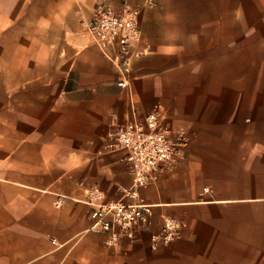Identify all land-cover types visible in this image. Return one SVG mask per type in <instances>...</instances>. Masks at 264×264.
Returning <instances> with one entry per match:
<instances>
[{
  "label": "crops",
  "instance_id": "obj_1",
  "mask_svg": "<svg viewBox=\"0 0 264 264\" xmlns=\"http://www.w3.org/2000/svg\"><path fill=\"white\" fill-rule=\"evenodd\" d=\"M99 1L0 0V264H264V0H103L143 8L125 76L86 30ZM154 107L185 158L141 190L151 230L110 243L88 191L121 199L109 132Z\"/></svg>",
  "mask_w": 264,
  "mask_h": 264
},
{
  "label": "built area",
  "instance_id": "obj_2",
  "mask_svg": "<svg viewBox=\"0 0 264 264\" xmlns=\"http://www.w3.org/2000/svg\"><path fill=\"white\" fill-rule=\"evenodd\" d=\"M156 1L146 0L145 5L152 7ZM142 9L128 1L113 8L100 0L85 24L94 43L117 62L124 76L129 70L133 44L140 38ZM118 85L126 87L128 83L122 80ZM108 138L110 148L119 154L121 163L132 176V184L119 188V200L107 199L100 187L93 186L88 191L87 203L92 207L91 228L108 232L110 243H114L122 235L134 238L138 227L151 230L153 206L141 199V190L159 173L184 160L188 140L184 130L167 125L159 107L145 114L134 112L131 118L113 128ZM159 228V233L152 236L154 249L177 240L183 224L177 218L164 217Z\"/></svg>",
  "mask_w": 264,
  "mask_h": 264
},
{
  "label": "rangeland",
  "instance_id": "obj_3",
  "mask_svg": "<svg viewBox=\"0 0 264 264\" xmlns=\"http://www.w3.org/2000/svg\"><path fill=\"white\" fill-rule=\"evenodd\" d=\"M0 67L3 68L4 66L1 65ZM1 70H2V69H1ZM5 71H7V66H6V65H5Z\"/></svg>",
  "mask_w": 264,
  "mask_h": 264
}]
</instances>
